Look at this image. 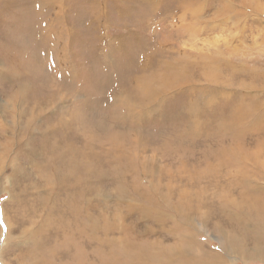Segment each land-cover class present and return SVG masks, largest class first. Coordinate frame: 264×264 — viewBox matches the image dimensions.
<instances>
[{"label": "rangeland", "instance_id": "1", "mask_svg": "<svg viewBox=\"0 0 264 264\" xmlns=\"http://www.w3.org/2000/svg\"><path fill=\"white\" fill-rule=\"evenodd\" d=\"M0 264H264V0H0Z\"/></svg>", "mask_w": 264, "mask_h": 264}]
</instances>
